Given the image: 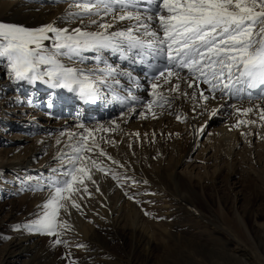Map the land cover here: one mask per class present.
Here are the masks:
<instances>
[{
	"label": "rangeland",
	"instance_id": "obj_1",
	"mask_svg": "<svg viewBox=\"0 0 264 264\" xmlns=\"http://www.w3.org/2000/svg\"><path fill=\"white\" fill-rule=\"evenodd\" d=\"M0 24L4 23L0 21ZM151 79L153 81V77ZM29 85L27 83L23 89L19 87L7 61L0 60V102L5 101L6 107L0 106V164H4L0 166V264H57L54 253L52 256L45 254L56 239L62 241L57 246L66 256L64 264H241L246 251L263 256L264 119H261L260 112L264 110V91L251 89L253 98H243L239 95L241 92L233 94L229 102L220 104L217 116L211 119L210 105L205 107L206 113L196 122L190 124L179 119L180 126L186 127L181 130H194L190 135L192 143L186 140L188 145L183 140L190 139L186 135L182 139L168 138L166 142L157 137L154 144H150L152 148L144 150L133 143L132 129L140 125L144 128L152 120L144 115V112L150 113L145 109L146 102L127 107L118 100H110L108 93L98 101L103 109L100 112L75 103L66 104L65 97L60 95L57 98L48 88L38 87L40 94H36L35 87ZM183 87L180 84V93L188 90ZM215 106L218 105L213 108H217ZM132 108H136L135 114L128 116ZM248 108L253 111L247 115L237 112V109ZM49 112L56 116L47 122L45 115ZM86 112H97V119H110V122L128 118L123 125V138L105 146H99L95 141L98 147L92 146L93 135L88 136V132L67 118L70 115L72 118L69 119L84 120L82 124L89 126L91 121L88 119L93 117ZM239 120L248 123L237 126ZM109 124L110 128L116 126ZM197 124L203 132L195 137ZM86 134L91 151L81 155L91 170L92 180L86 179L84 185H76L81 190L73 193L70 201H61L65 207L59 210L57 222L61 223V217L73 208L72 201L80 205L84 225L89 224V227L101 226L104 220L110 224L116 222L117 227L128 232L132 226L125 222L134 215L137 229L143 237L152 240L150 256L145 246L136 251L116 232H111L112 236L107 226H101L103 234L98 240L86 237L81 240L74 236L61 240V234L71 231L70 228L66 231L65 227L58 228L56 236L29 230L28 226L43 216V204L53 194L54 189L48 188L50 179H64L52 170L66 171L71 167L69 158L76 155L64 150L55 151V148L66 142L76 145ZM179 142L187 149L186 153L191 149L183 165L175 167L174 171L186 184L182 186L183 190L173 184L157 186L155 172L169 165L171 171L174 169ZM34 149L39 153L31 161V154L27 155V152ZM101 150L106 155L101 156ZM124 151L134 157L129 165L117 159V154ZM57 152V157L49 159ZM14 156L19 159L13 160ZM98 159L110 168L103 167L105 171L95 174L97 170L91 167V161L97 162ZM12 163L15 166H11ZM146 167L152 173H145ZM114 175L116 179H113ZM97 179L98 182L106 179L104 183L111 184L107 196H102L99 187L96 188L99 186ZM84 186L87 192L82 191ZM24 198H28V204L22 201ZM18 238L38 240L39 246L34 249L37 253L6 259V249Z\"/></svg>",
	"mask_w": 264,
	"mask_h": 264
},
{
	"label": "snow or ice",
	"instance_id": "obj_2",
	"mask_svg": "<svg viewBox=\"0 0 264 264\" xmlns=\"http://www.w3.org/2000/svg\"><path fill=\"white\" fill-rule=\"evenodd\" d=\"M137 3L138 0H72L70 7L76 11L69 12L68 16L79 19L82 24L86 19L88 23L84 24V29L94 24L102 31L81 27L69 30L56 26L55 21L35 29L0 24V60L7 61L17 81L35 83L41 80L52 87L78 92L81 99L95 102L101 97L100 85L107 87L106 77L116 74L117 69L105 61V67L86 73L83 69L66 66L61 58L72 61L84 52H95L98 54L96 59L100 60L102 50L118 52L124 59L132 50H139L135 55L141 58L159 57L163 63L157 66L151 85L152 95L158 99L147 105L153 118L156 117L153 104L158 107L171 104L159 89L171 85L169 91L180 93V84L174 83L172 78L184 79L181 70H187L190 88L197 80L209 85L210 91L219 90L222 94L264 86V0H149L152 7L148 9L151 14L147 20L158 21L154 29L144 22ZM105 16H111L112 22L101 23L94 19L103 20ZM124 20L137 23L124 31L109 32L115 21ZM140 28L144 29L143 36L152 39L145 41L134 35ZM42 65L46 70H40ZM115 82L119 83L118 80ZM209 98L200 92V99L208 101ZM252 111L251 108L237 109L243 115ZM218 112L217 108L211 109L209 118L217 116ZM260 117L264 119V110H261ZM242 123L248 121L239 120L237 126ZM200 131L203 132V128ZM85 132L92 135L87 129ZM88 136H81L76 145L70 146L76 153L69 158L70 168L64 172L52 170L64 179H50L48 188L54 189L53 194L43 204V216L28 226L30 231L56 236L58 228L67 227V224L57 222L59 210L65 207L61 201H70L72 194L81 190L76 185H84L86 179L92 180L91 170L81 155L91 151ZM92 146L98 147L94 139ZM99 154L106 155L103 150ZM91 164L98 171H105L95 160ZM116 178L114 175L113 179ZM82 191L87 192V187L84 186ZM72 207L79 208L80 205L72 201ZM54 243L60 244L61 241L56 239Z\"/></svg>",
	"mask_w": 264,
	"mask_h": 264
},
{
	"label": "bare ground",
	"instance_id": "obj_3",
	"mask_svg": "<svg viewBox=\"0 0 264 264\" xmlns=\"http://www.w3.org/2000/svg\"><path fill=\"white\" fill-rule=\"evenodd\" d=\"M71 4H72V0H0V21L6 25L23 26V27L29 28V29L39 28V27L44 26L46 24L52 23L54 21L56 22V26L61 27V28H68L69 30H71V29L76 28V27H81L82 29H84V24L88 23V21L86 19L84 20V23L82 24L79 19H75V18L68 16L69 12H75L76 11V9L74 7H70ZM117 7H119V6H117ZM151 7H152V4L149 3V0H138L137 9H138L139 13L142 15L144 22L149 23L151 25V27L154 29L158 26V21H148L147 20V16L149 14H151L148 11V9H150ZM130 10H132V9H130ZM94 19L99 20V22H101V23L112 22L111 16H105L103 20H100L99 17H94ZM136 23L137 22L134 20L133 21H129V20L115 21L114 27L110 28L109 32L124 31L128 27L135 25ZM84 30L102 31V29H98L97 26L94 24L89 25V27L87 29H84ZM143 31H144V29L140 28V30L138 32H134V35L140 36L145 41L151 40L152 39L151 37L142 35ZM45 43L48 44L49 47H51L49 42H45ZM137 51H139V50H132V53L129 54V57L127 59L122 58L120 53H118V52L113 53L111 50H102L99 53L100 60L96 59L98 54L95 52H84L81 54V57H76L72 61H69L66 57L61 58V61L63 63H65L66 66H71V67H75L78 69H83L86 73L95 72L97 69L105 67V63H104L105 61L107 62V65L117 69L116 74H114L113 76L106 77L107 84H108L107 87L100 85L101 97L96 99L95 102L85 101V100L80 98V96L78 95V92H75V91L70 92L66 88L52 87L50 83H46V82L41 81V80H37L35 83H30V85L35 87V91L37 92L36 94H40L39 90H41L42 88L43 89L48 88L50 91H52L51 94H53L54 96H57V98L58 97L60 98V95H62V97H65L66 98L65 99L66 104H70V105H74V103L77 105L79 104L82 107H86L87 109L89 108V110L97 109L101 112V110H103V109H102V106L100 105V103L98 101H100L101 98H103V97L105 98L108 93L110 94V97H109L110 100L111 99L118 100L119 103H123L127 107H129L132 104L134 105V103H137V102L138 103L139 102H146L145 109H147L148 103L152 102L154 99H158L157 97H154L152 95L153 90H152L151 85L154 81H150L152 79H151L150 75L147 73L148 68L151 65L156 63V60L158 59V57L143 56L141 58V57L135 55V53ZM133 57H135L137 59L134 60ZM40 70L41 71L46 70V66L42 65ZM97 74L101 75V76L105 75L104 73H97ZM181 77H184V79L178 80L175 77H173L172 78L173 82L179 83L182 86H184L185 88H187L188 90H186L184 92L188 93L189 95L183 96L180 93L169 91L171 85H164L162 89H159V91H162L163 94L166 97H168L171 101L174 99H176V101L171 102L170 105L165 104L163 107H158L156 104H153L152 111H154L156 113L155 118H153L151 112L150 113L147 112L148 114L144 112V115L147 117H152V120H150L149 124H147L144 128H141V125H140V127L135 126L133 128L134 130L132 129V131H133L132 135L134 134L133 136H134V140H135V142H133V143H136V146L138 145V148L141 147L144 150H146V149L148 150V149L152 148L150 144H152V143L154 144L157 137H160V140L164 139L166 142L168 140V138L170 140L176 139L175 137H177L178 139H182L184 137V135H186V137H188V138L190 137V139H184L183 138V140H185V141L189 140V143L190 142L192 143L193 140H192L190 135H191V132H193L194 130L192 131L191 128L189 130L188 129L185 130L186 127L180 126L181 121H178L179 119H177V117H180L181 120L188 121L191 124L193 122H196L199 119V117L201 118V116L204 113H206V111H204V110H206V108H205L206 106L210 105L212 107L211 109H213L214 105H218L215 107H217V109H220L221 108L220 104H222L223 102H225V103L229 102V100H231V98L233 97V94H232V96H230L231 94H222L219 90H216L215 92L210 91L209 85L204 84L200 80L193 82V87H191V88L188 87L189 74L187 73L186 69L181 70ZM44 80H47V77H45ZM116 80H118L119 83H116L115 82ZM17 82L19 84V87H21L22 89H23V87L26 86L27 83H29L28 81H17ZM38 87H40L41 89H39ZM241 87H243V86H241ZM197 88H198V90H197ZM262 88H264V86L254 88V90H259V91L261 90L262 91ZM250 90L251 89H245L244 91H241V93L239 95L240 96L243 95V98L244 97L253 98L254 93H251V91L253 89L251 91ZM200 92H203L204 95L209 96L210 97L209 100L203 101L202 99H200ZM260 93H262V92H260ZM193 95L195 96V98H193ZM213 95H215V97H216L215 99L211 98ZM221 96H223V97L219 98ZM234 96H235V98H238L236 95H234ZM49 97H50V95H49ZM132 97H136L137 99L133 100ZM247 100H249V99H247ZM4 102L5 101L0 102V106L3 108L5 107ZM54 103H56V102H54ZM174 103H177V104L173 105ZM245 103L247 104L249 102L247 101ZM139 107H140V105L138 106V108ZM98 108H100V109H98ZM69 110H67V111H69ZM89 110H88V112H89ZM99 111H97V112H99ZM134 111H136V108L130 109L128 116L133 114ZM88 112H86V115L93 117L92 120H90L91 118L88 119V121H91V124L89 126H86V124L85 125L82 124L84 122V120H81V119L77 120V119H74V117H73V119H69V118H72V117H70V115L67 117L68 121L69 122L70 121L75 122L76 126L78 128L84 129V131H85V129H87L89 132H91L93 135L92 138L98 143L99 146H105V144L108 145L110 143L114 144V143H117L121 138H123V135H122L123 130H124L123 125L128 122L127 121L128 118L127 119L124 118L123 120H117L115 122H110L109 121L110 119L109 120L97 119L96 118L98 116V115L96 116L97 112H94L92 114H89ZM63 113H65V112H63ZM55 116H56V114L49 112L48 114L45 115V119L47 122H49L50 119H53ZM120 117H122V116H120ZM65 120H62V122H66ZM109 123H112L111 125L114 124V126L115 125L116 126L110 128L107 125ZM144 124H145V122H144ZM80 125H83V127H80ZM183 128H185V129L181 130ZM75 129H77V128H75ZM130 130H131V128H130ZM129 133H131V132H129ZM87 134H86V136H87ZM200 134H201V131L199 130V125H198V126H196L195 137H197ZM71 145H72L71 142L70 143L66 142L63 145H60V146L58 145L59 147L57 146L55 148V151H57V150L63 151L64 150L65 152H68L71 154V153H73V151L71 150L72 148L70 147ZM186 145H188V141H186ZM188 148H190V146H188ZM186 151H187V149L181 145V142H179L178 148L175 151V152H177V154H176L177 158H175L176 159L175 160L176 161L175 166L172 163V165L174 166L173 167L174 169L171 171V169H169V167H170V165H169L168 168H162V169H159L158 171L155 172V177H156V180L158 182V184L156 182L157 186L159 185L162 187L165 185L168 186L169 184L170 185L173 184L176 188L178 187L180 190H183L182 186L185 185L186 183L183 182V178L181 177V175L178 172H174V171H175V167L183 165L184 160L186 159V156L191 151V149H189V152H187V153H186ZM38 153H39L38 150H37V152H35V149H34L31 151H28L27 155L31 154V161H32L34 159V157L37 156ZM57 154H58V152L54 153V155L51 156V158H49V159L57 157ZM81 154H83V153H81ZM95 154H97V153H95ZM116 154H117V152H116ZM117 156H118L117 159H121L122 162L125 163L126 165L127 164L129 165V163H131L133 158H134L131 153H127L126 151L118 153ZM0 158H2V157L0 156ZM12 159L17 160V159H19V156H14V158H12ZM26 160H25V162H26ZM97 162H98L99 166L102 165V166H100L102 168L103 167L105 169L110 168L108 165H106V163H100V159H98ZM3 165L4 164H0L1 167H3ZM11 166H15V165L12 163ZM18 167H16V168H18ZM146 169L147 170H145V173H147V174L150 172L152 173V171H148L147 167H146ZM94 172H95V174H98L99 171L97 170ZM99 180H100V178H99ZM105 180H104V182H105ZM102 181L103 180L98 182V179H97L99 186L96 185L97 186L96 188L99 187V189H100L99 191H101L102 196L103 195L107 196V194L111 191L112 186H110L111 184L109 185V183H104ZM106 182H107V180H106ZM22 201L27 203L26 201H29V200H28V198H24ZM21 206L22 205H20V207ZM16 210H18V209H16ZM20 210H21V208H19L18 211H20ZM81 212H82L81 208L73 207L69 210V212L66 211L65 215H63L61 217L60 222L63 224H67V227H65V228L63 227V228L66 231L69 230V228L71 229V231L69 233H67V232L63 233L62 232L63 234H61V236H62L61 240L66 239L67 236H74V237L80 238L81 240H84L85 237L88 238L89 240H95V239L98 240L102 237V234H103V229L101 226H107V228H109L110 234L112 236H113V233L116 232V235H118V237L121 238V240H123L124 242L129 241L134 246V250H136V251H139V249L142 246H145L146 252L148 253V256H150L152 248H153L152 240L148 239L147 237H143L141 231H139L137 229L138 228V222H137L134 215H130V218L128 220H126V222H125L126 224H129L127 226H132L130 229H128V232H127L124 230V228L122 229V228H120V226L117 227V225H115L116 222H114L113 224L112 223L110 224V223H106L104 220L101 221V226L89 227L88 226L89 224L84 225ZM0 213H2V211H0ZM106 214L107 213H105V215ZM136 215H137V212H136ZM11 216H13V215H11ZM121 221H122V223L124 222V220H122V218H121ZM118 224H119V222H118ZM62 231H63V229H62ZM111 232H113V233H111ZM37 245L39 246L38 240H35V242H33V238H18L15 241L10 243V245L8 246L6 251L4 250L5 251L4 255H5L6 259L9 257L10 258L11 257L20 258V256H22V255H26V257H29L33 253L36 252V251L34 252V249L37 247ZM58 247L59 246H57V244L52 243L50 246L47 247V250H45L46 251L45 254H47V256H52L54 253L56 255L57 264L58 263L64 264L63 258L66 256L63 252H61L59 250ZM263 256H264V251H263ZM263 256L262 257L257 256L256 254H253L250 251H248V252L246 251V257L241 260V264H264ZM53 258H55V256Z\"/></svg>",
	"mask_w": 264,
	"mask_h": 264
}]
</instances>
